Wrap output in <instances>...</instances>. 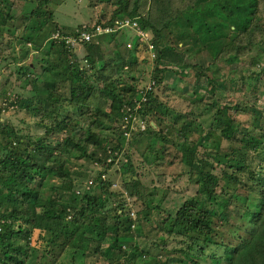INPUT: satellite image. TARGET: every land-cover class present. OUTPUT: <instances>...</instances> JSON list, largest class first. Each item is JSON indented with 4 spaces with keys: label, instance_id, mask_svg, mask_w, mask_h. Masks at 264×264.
I'll list each match as a JSON object with an SVG mask.
<instances>
[{
    "label": "trees",
    "instance_id": "trees-1",
    "mask_svg": "<svg viewBox=\"0 0 264 264\" xmlns=\"http://www.w3.org/2000/svg\"><path fill=\"white\" fill-rule=\"evenodd\" d=\"M6 1V11L0 8V29L13 15L9 12L14 10V0ZM33 1L35 8L29 13L30 25L26 31L32 33L18 39L19 45L26 47L21 59L29 55L31 44L34 49L30 54H36L42 35L36 26L46 25L48 17L49 21L52 18L49 6L54 4L50 0ZM207 1L195 0L184 10L167 12L164 9L169 7L165 0H108L109 17H102L100 12L95 23L79 25L70 32L58 29L54 20L55 33L46 40L41 74H33V65L24 68V83L30 85L28 92L40 105L31 111L41 115V122H45L41 123L45 129L43 136L19 135L14 128L0 126V264H34L38 254V264H52L68 252L70 242L85 239L98 242V255L106 263L116 264L118 254H125L119 241L133 237L131 225L135 220L137 223V211L136 217L131 218L129 212L135 210L118 204L111 212L107 205L118 195L109 191L111 180L104 179L114 163L113 159L107 161L108 156L121 152V140L130 130L132 108L138 104L135 100L141 99L139 105L145 107L144 115L154 117L155 111L161 115L171 114L174 125L180 120H191L184 112H175L158 103L153 96L155 88L163 84L165 78L180 77L190 68L207 71L216 68L215 62L208 63L202 56L190 60L185 52H173L162 41L164 29L182 28L178 36L180 42L206 43L225 35L226 25L222 20L230 21L234 33L247 32L258 12V0ZM200 2L205 3L203 8H199ZM213 15L221 21L207 22L206 18ZM151 16L155 20H151ZM127 20H130L129 25ZM192 29L196 37L190 38ZM137 30L141 35H137ZM83 33L88 36L87 41L82 40L76 46L66 43L67 38L78 41ZM100 36L106 37L107 42H97ZM216 47L221 53L223 47ZM81 48L85 51L82 59L76 54ZM107 54L112 58L104 64ZM142 61H152L154 67L151 76L148 75L152 89L146 98L138 96L134 85L122 83L126 75L133 79L132 73ZM226 63L232 67L237 65V60L231 57ZM238 72L237 77L230 80L237 84L230 91L234 94L236 89H242L244 104L236 102L234 106L226 102V90L219 84L222 81L209 78L203 71L197 72L196 83L188 95V98L193 96L188 100L189 111L207 123V130L202 129L201 123L196 126L193 120L179 131L169 125L168 129L183 137L180 143L164 137L156 124L148 122V130H145L161 142L172 143L180 154V162L189 173L195 174L192 179L197 185L196 195L176 211L164 214L159 205L150 208L145 202L143 210L147 211L137 213L141 221L150 223L152 210L158 211L157 228L166 235L187 239L185 248L179 250L182 254L179 259L183 260L180 264H264V103L259 105L258 102L260 97L264 98V65L256 71ZM172 86L175 88V81ZM89 101L93 103V110L88 114ZM66 102H70L77 115L66 113L63 107ZM234 114H247L248 125L237 123ZM86 118L89 124L80 126V121ZM49 121L54 122L53 125H48ZM111 123L118 125L114 144L108 136L100 134L109 130ZM193 125L200 133L195 144L184 138L185 131ZM58 134H63L60 141L51 140V135ZM89 145L95 149L90 150ZM198 147L204 152L198 154ZM98 151L102 154L99 157ZM72 157L95 160L105 168L96 173L93 195L87 191L84 196H78L72 191L70 174L75 171L68 167L73 164ZM216 166L220 168L219 175L213 173ZM135 170L127 159L122 165L121 178L131 195L142 197L143 187L135 181ZM80 174L86 177V173ZM53 177L62 182L51 185L45 194L43 187ZM66 193L69 196L65 199ZM241 209L244 213L240 215L237 212ZM34 231L39 232L42 246L32 253L30 244ZM59 248L61 255L52 256ZM47 256L52 257L48 260ZM152 259L153 264H167V261Z\"/></svg>",
    "mask_w": 264,
    "mask_h": 264
},
{
    "label": "rangeland",
    "instance_id": "rangeland-1",
    "mask_svg": "<svg viewBox=\"0 0 264 264\" xmlns=\"http://www.w3.org/2000/svg\"><path fill=\"white\" fill-rule=\"evenodd\" d=\"M12 1L13 0H10V2ZM25 1L26 0H14L12 4L14 10L9 12V15L13 14L11 16L12 19L7 21L4 28L0 29V49H2L0 54V92H2L0 94V126L5 125L14 128L19 131V135L41 137L45 131L42 126L45 122H41V115H35V113L31 111V109L37 110L40 108V105L36 103V98H32V94L28 92L31 88L30 85H25L24 83V74L26 72L24 68L27 65H31V67L33 65V74H41V59L44 58L46 40L49 38L51 39V36L53 37L55 33L53 32V25H56L53 23L54 20L58 23V29L64 32H70L79 25H92L95 23L98 13L101 12L102 17L103 15L109 17L110 12L107 10L108 0H50L55 5V7L54 5L52 7L49 6L52 11V18L49 21L48 17L46 25L39 24L36 26L42 31V35L37 42L39 49L36 51V54L31 55L30 53L34 49L31 44V46H28L29 55L21 59L23 50L26 49V47L20 46V41L18 39L22 35H28L31 32V30L28 32L26 31L27 27L30 25L28 22L29 13L32 8H35V1ZM192 1L195 0H165V3H168L167 6L169 9L164 10L167 12L184 10ZM209 1L210 0L207 2ZM6 2V0H0V8L2 9L3 7L5 11L6 9L4 6ZM199 4V8L205 6L204 2H200ZM46 9L48 10V7ZM152 15H155V13H152ZM42 18L41 20H43ZM150 19L155 20L152 16ZM39 21L40 20H38V22ZM206 21L218 23L221 20L213 15L206 18ZM222 21L226 25L224 28V39L223 36L218 39L214 38L206 43H196L194 45L189 42L179 41L178 36L181 35L182 28L172 26L169 29H164L162 41L166 46L171 48L173 52H185L190 60L202 56L208 63L215 62L216 68L207 71L206 69L201 70L200 67H196L185 70L183 75L177 78L171 75L165 78L163 84L156 86L154 93L152 92L153 96L158 99V103L168 106V108L173 109L175 112H184L187 117L193 120L196 126H199L201 123L202 129L204 130H207V123L202 118H199L198 114L192 116L191 111H189L191 105L188 100L191 101L193 96L190 95L188 98V95L193 90L192 86L194 87L196 83L197 72L203 71L209 78H216L222 81L219 84L226 90V102L234 106L237 104L236 102L244 104V94L242 93V89H236L233 94L230 88L235 87L237 84L231 83L230 80L237 77V71H239L238 73H240V70L249 72L256 71L264 65V49L262 48L264 47V0H258L257 15L248 26L250 28H247V32L234 33L232 32L234 27L230 24V21ZM31 25L34 26L35 23H31ZM137 35H141L140 30H137ZM191 37H196L193 29L191 31L190 38ZM68 41L71 42V44L75 43L73 40ZM96 41L105 43L107 39L103 37ZM217 45H219V48L223 47L221 53L217 52ZM76 54L78 58L82 59L85 51L81 48ZM150 57H152V55ZM231 57H235L237 60V65H233L232 67L226 63ZM111 58V54L105 55L103 63L107 64ZM153 69L152 61L150 63H144L142 61L134 69L135 71L132 73L133 79L126 75L122 83L134 85L139 92L138 96L146 98L147 94L150 93L152 89V84H148V77L151 76ZM173 81H175V88L172 86ZM94 86L97 87L96 84ZM209 89L208 93H210ZM138 96L136 99H138ZM20 99L22 100L19 102ZM135 102L138 104L132 108L133 115L130 116L133 117L129 127L130 130L124 134L125 136H123L121 140L122 150L117 156L112 154L113 158L109 155L107 159V161H112L113 159L114 163L104 180H107V178L111 180L112 185L109 191L118 195L116 198L112 199L109 205H107V208L113 212V209L118 204H125L135 210L134 212H129V217L131 218L136 217L134 216L136 211L138 213V211L144 209L145 202L150 205V208L159 205L160 210H163L164 214L165 211H176L182 203L196 195L197 185L192 179V177H195V174L189 173L188 168L180 162V154H178L177 149L172 143L161 142L155 137H152L153 134L150 136L145 130H148V122L156 124L164 137H168L180 143L183 137H180L174 130L168 129V126L173 125L174 129L179 131L183 125H186V123L191 120H180L174 125L171 114L161 115L155 111L154 117L152 115H144L145 107L139 105L141 99L140 101L135 100ZM258 102L259 105H262L264 103V98L260 97ZM88 106L89 108L86 111L89 114L93 110V103L89 101ZM63 107L69 115H77L74 108L71 107L70 102L64 103ZM122 112H125L124 109H122ZM230 113L233 115V110H230ZM233 117L236 122L242 124V126L246 127L248 125L247 121L249 117L247 114H234ZM53 123L54 122L49 121L48 125H53ZM80 123V126L89 124V119H83ZM196 126L193 125L192 129L185 131V140L192 144H195L200 134L198 132L199 129L198 131L196 130ZM109 127V130H105V132L101 131L100 134L102 137L108 136V140H111L110 143L114 144L117 138L114 131L118 125L111 123ZM157 127L154 125L155 129H157ZM203 133L205 132L203 131ZM77 135L78 134H76V136ZM50 138L51 140L60 141L63 138V134L51 135ZM89 147L90 150L95 149L91 145H89ZM203 152V148H197L198 154ZM100 155H102L101 151H98V157ZM75 157L70 159L73 164L68 166L71 168V171H75L70 174L71 183L73 185L72 191L75 194L76 191H82V194L78 196H84L86 191H89L90 194L93 195V193H95L93 182L97 177L96 173L105 168L102 166V163L100 164L95 160L86 158L77 159ZM127 159H129L132 166L136 168L135 181L142 184L144 194L142 197L139 195L133 196L130 193V189L127 190L124 188V178H121L123 175L122 165ZM77 172H79V175ZM80 173H86V177H82ZM213 173L219 175L220 168L216 166ZM125 179L127 180L128 176H126ZM61 182L59 178H51L48 182L49 185L47 184L48 187H43L45 194H48L51 185L57 186ZM119 193L121 194L119 195ZM68 196L69 195L66 193L64 198L66 199ZM145 211L147 210H143V212ZM137 213V223L135 220L134 224L131 225L130 234H132L133 237L130 239L121 238L119 241V245L122 250L125 251V254H118L119 258L116 264H148L149 262V264H153V262H151L153 260L152 258H154L155 261H167V264H180L183 260L179 259L182 257L179 250L185 248L187 239L166 235L165 232L157 228L159 219L156 215L160 214L158 211L152 210L149 216V220L153 223L141 221V215L139 216ZM237 213L241 215L244 211L241 209L238 210ZM138 228L139 231H137ZM24 243L25 241L23 244ZM41 246L42 240H40L39 232L34 231L31 237L30 251L33 253L36 250H40ZM67 249L68 252L65 254L63 253L62 256L52 264H109L103 261L100 255H98V252H100L98 242L88 241L86 239L82 241L74 240L68 244ZM130 249H132L133 252H130ZM61 250L62 249L59 248L56 255L54 252H52L51 255L59 256L61 255ZM52 256H47L48 260ZM39 258L40 254H38L34 264L39 263Z\"/></svg>",
    "mask_w": 264,
    "mask_h": 264
},
{
    "label": "built area",
    "instance_id": "built-area-1",
    "mask_svg": "<svg viewBox=\"0 0 264 264\" xmlns=\"http://www.w3.org/2000/svg\"><path fill=\"white\" fill-rule=\"evenodd\" d=\"M68 40H73V39L67 38L66 43H69L71 46H76L78 43L82 42V40H86L87 41L88 40V36L85 33H83L81 35V37H79V40H78L79 42L73 40V41H75L74 44H71V42H69ZM90 185H92V184H90Z\"/></svg>",
    "mask_w": 264,
    "mask_h": 264
},
{
    "label": "clouds",
    "instance_id": "clouds-1",
    "mask_svg": "<svg viewBox=\"0 0 264 264\" xmlns=\"http://www.w3.org/2000/svg\"><path fill=\"white\" fill-rule=\"evenodd\" d=\"M129 21H130V20H127V21H126V24L129 25ZM132 26H134V24H133ZM55 37H56V36H55ZM83 191H84V190H83ZM84 192H85V191H84ZM86 192H87V191H86ZM76 194H77V195L82 194V191H76Z\"/></svg>",
    "mask_w": 264,
    "mask_h": 264
}]
</instances>
